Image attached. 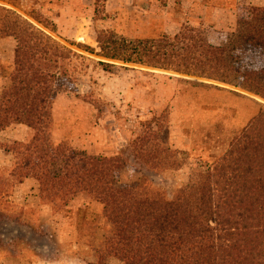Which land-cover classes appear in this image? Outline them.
<instances>
[{
	"label": "trees",
	"instance_id": "16d2710c",
	"mask_svg": "<svg viewBox=\"0 0 264 264\" xmlns=\"http://www.w3.org/2000/svg\"><path fill=\"white\" fill-rule=\"evenodd\" d=\"M237 13V28L224 46L188 26L173 38L156 40L130 41L101 31L100 56L231 84L264 99V7L239 5ZM31 16L51 26L40 15ZM10 37L17 47L9 84L0 93V132L25 125L33 136L11 145L0 142V150L15 159L9 176H0V197L32 179L39 184L41 202L58 210L80 194L100 204L106 236L95 250L97 262L90 264H107L111 258L124 264H264L263 103L213 167L194 170L191 183L169 200L139 182L123 183L128 164L122 156H88L54 140L58 89L73 88L72 63L80 55L17 11L0 6V40ZM100 65L107 72L116 68ZM161 122L143 123L132 145L134 155L154 169L181 168L185 162L170 147V129Z\"/></svg>",
	"mask_w": 264,
	"mask_h": 264
},
{
	"label": "rangeland",
	"instance_id": "374dc122",
	"mask_svg": "<svg viewBox=\"0 0 264 264\" xmlns=\"http://www.w3.org/2000/svg\"><path fill=\"white\" fill-rule=\"evenodd\" d=\"M13 1L17 6L10 0H0V6L17 11L80 55L72 63L73 88L58 89L54 140L88 156H122L128 164L122 176L125 184L139 182L147 191L173 199L191 183L193 171L211 169L262 110L263 98L231 84L105 59L100 56L98 33L112 31L130 41L156 40L165 35L173 38L188 26L205 33L211 44L224 46L237 28V6L263 7L264 0ZM31 15H40L51 26ZM16 47L13 37L0 40V93L9 84ZM100 62L116 68L107 72ZM156 120L169 127L170 147L185 162L181 168L154 169L135 157L132 145L143 123ZM28 129L21 128L19 134L26 137V131H32ZM13 142L17 141L5 138L2 143ZM14 162L12 153L1 150L0 176L8 177ZM102 210L82 194L68 208L58 210L41 202L35 180L15 186L0 197L4 214L0 217V264L97 262L95 250L106 236ZM107 264L124 263L111 258Z\"/></svg>",
	"mask_w": 264,
	"mask_h": 264
},
{
	"label": "crops",
	"instance_id": "0c3cea01",
	"mask_svg": "<svg viewBox=\"0 0 264 264\" xmlns=\"http://www.w3.org/2000/svg\"><path fill=\"white\" fill-rule=\"evenodd\" d=\"M264 7V6H263ZM206 9V12L208 11V8L205 7ZM220 10V11H219ZM216 12H221V11H224L222 9H216L215 10ZM21 128H26L25 125H13L9 128H7L6 130L0 132V142H4V139L7 138L8 140H11V141H18V142H25L27 139H25L26 137L27 138H31V132L32 131H26L27 132V135L25 137V135L23 133H20L19 134V130ZM15 129V130H14ZM30 129V128H29ZM28 129V130H29ZM21 132V131H20ZM30 132V133H29ZM29 136V137H28ZM29 138V139H30ZM1 151V150H0ZM31 179H28L26 182H29ZM25 182V183H26Z\"/></svg>",
	"mask_w": 264,
	"mask_h": 264
}]
</instances>
